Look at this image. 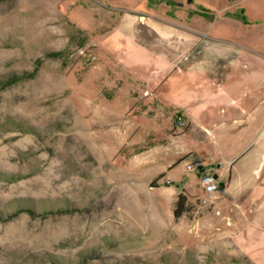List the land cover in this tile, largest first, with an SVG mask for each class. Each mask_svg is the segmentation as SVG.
Here are the masks:
<instances>
[{
    "label": "rangeland",
    "instance_id": "374dc122",
    "mask_svg": "<svg viewBox=\"0 0 264 264\" xmlns=\"http://www.w3.org/2000/svg\"><path fill=\"white\" fill-rule=\"evenodd\" d=\"M223 12L249 24L264 0H0V264H264V240L222 237L183 155L209 154L136 77L133 42L181 57Z\"/></svg>",
    "mask_w": 264,
    "mask_h": 264
},
{
    "label": "crops",
    "instance_id": "0c3cea01",
    "mask_svg": "<svg viewBox=\"0 0 264 264\" xmlns=\"http://www.w3.org/2000/svg\"><path fill=\"white\" fill-rule=\"evenodd\" d=\"M223 14L211 18L220 24L215 32L188 28L175 39L181 57L153 49L154 42H133L140 48L137 55L146 59L136 58L141 65L136 77L186 119L189 133L209 154V159L190 151L183 155L199 160L225 186L214 201L213 219L222 237L264 240V133L250 139L247 132L254 114L264 108V39L247 44L233 38L235 29L264 28V16L245 24L246 18ZM157 32L165 33L162 27Z\"/></svg>",
    "mask_w": 264,
    "mask_h": 264
},
{
    "label": "built area",
    "instance_id": "2783aa9c",
    "mask_svg": "<svg viewBox=\"0 0 264 264\" xmlns=\"http://www.w3.org/2000/svg\"><path fill=\"white\" fill-rule=\"evenodd\" d=\"M190 169H194L196 172H198L202 190L209 197H211L209 199H216L225 193V186L222 180L218 176L204 171L201 162H198L197 164H191ZM202 203L207 204V201L203 200Z\"/></svg>",
    "mask_w": 264,
    "mask_h": 264
},
{
    "label": "trees",
    "instance_id": "16d2710c",
    "mask_svg": "<svg viewBox=\"0 0 264 264\" xmlns=\"http://www.w3.org/2000/svg\"><path fill=\"white\" fill-rule=\"evenodd\" d=\"M185 202L186 198L181 195L179 198L178 208L176 209L175 215L176 217H181L185 212Z\"/></svg>",
    "mask_w": 264,
    "mask_h": 264
}]
</instances>
